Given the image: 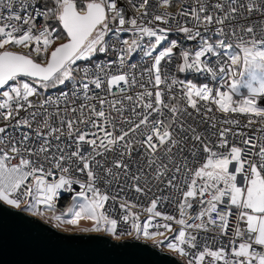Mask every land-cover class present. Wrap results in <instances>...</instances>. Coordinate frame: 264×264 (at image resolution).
Returning a JSON list of instances; mask_svg holds the SVG:
<instances>
[{
  "label": "snow or ice",
  "instance_id": "1",
  "mask_svg": "<svg viewBox=\"0 0 264 264\" xmlns=\"http://www.w3.org/2000/svg\"><path fill=\"white\" fill-rule=\"evenodd\" d=\"M172 6L0 0V202L44 215L71 192L55 221L116 235L111 201L187 264H264V0ZM150 194L141 226L129 196Z\"/></svg>",
  "mask_w": 264,
  "mask_h": 264
},
{
  "label": "water",
  "instance_id": "2",
  "mask_svg": "<svg viewBox=\"0 0 264 264\" xmlns=\"http://www.w3.org/2000/svg\"><path fill=\"white\" fill-rule=\"evenodd\" d=\"M0 264H182L140 239L60 232L0 202Z\"/></svg>",
  "mask_w": 264,
  "mask_h": 264
},
{
  "label": "built area",
  "instance_id": "3",
  "mask_svg": "<svg viewBox=\"0 0 264 264\" xmlns=\"http://www.w3.org/2000/svg\"><path fill=\"white\" fill-rule=\"evenodd\" d=\"M125 2H126V0H125ZM150 3L155 4V3H157V0H150ZM180 5H181V0H173V6L170 7L169 9H167V11H169L170 13H175L180 8ZM163 10L164 9H160V11H163ZM129 11L131 13V10H129ZM3 14L7 15V12L4 11ZM131 14H134V13H131ZM160 26L163 27L164 25L161 24ZM122 35L125 38L128 37V34H122ZM178 38L182 39V37H178V35L175 32L169 33V39H178ZM146 41H147V38H146ZM59 42H62V41H58V43ZM164 46H166V44ZM185 46L192 47L193 45L191 42H187ZM19 51H23V50H19ZM133 59L136 62L140 61L139 55L134 54ZM97 60H104V56L103 55L98 56ZM180 76H181V78H183V74H180ZM56 92H57V90H50V93H47V94L55 95ZM20 115H21V117H23L25 115V113L21 112ZM217 115L219 118L223 119V116L221 114L218 113ZM232 118L240 120L241 125H243L244 123L247 122V118L245 116H242V115L234 114ZM2 124H3V121H0V126H2ZM241 130L251 131L249 129H243V128ZM21 131H27V129H21ZM17 135H18V133H17ZM13 162H15V161H13ZM74 187L76 188V191H79L78 186H74ZM156 194L159 195L160 193L157 192ZM163 195L171 196L172 199L169 202L164 203L163 205H158L157 210H160L162 212H165L167 214H171V215L179 218V212L177 209V201L180 199L179 192H177L176 190H166V191H164ZM72 196H73V193H71V192H62L61 197L58 199V202H57L56 207L54 209L49 210V209L41 207V211L44 212L43 216H45L47 213H51V211L57 212L58 215L64 211H66L67 208L71 205V202H72L71 197ZM151 198H154L151 196V194L148 197H142L139 200H136L135 195L129 196V199H131L132 201L136 202L139 205L138 207L134 208L133 211H135L140 216L136 222L140 223L141 226L143 225V223L147 220L148 216L150 215L146 211V208L149 206ZM106 209L113 218H116L118 220V227H117L116 235L121 237L120 240L125 241V239H140L138 236V233H136V231L131 228V223H132L131 218H130L129 222H127V223L122 220V216L126 213L119 208L118 204H114L110 201L106 205ZM195 211H196V207L194 206V209L192 210V214H194ZM52 215H54V214L52 213ZM156 222L163 223L164 221H161L159 218H157V220L154 221L153 223H156ZM169 223L172 224V228L176 233V231H178V229H179V225L175 224L174 221L169 222ZM149 230L150 231L159 230V231L163 232L164 234L166 233V230H164L163 228L155 229L153 227H150ZM172 236L173 235H171V232H169L168 237H172ZM205 236H206V234L201 232L198 236V239L203 240L205 238ZM229 236H231V233H229ZM210 239H211V237L209 236V240ZM153 245L157 246L159 249H161L163 251L165 250V252H168L169 254H171L172 256L177 258V260H179L182 264H187L188 257H185V256L180 257L179 254H174L172 252V250H170L168 247L163 249L161 247V244L154 243ZM193 254H195V253H193Z\"/></svg>",
  "mask_w": 264,
  "mask_h": 264
},
{
  "label": "rangeland",
  "instance_id": "4",
  "mask_svg": "<svg viewBox=\"0 0 264 264\" xmlns=\"http://www.w3.org/2000/svg\"><path fill=\"white\" fill-rule=\"evenodd\" d=\"M11 50L12 51H17V50L18 51L19 50L27 51L25 49H21L19 46L12 47ZM242 91H246V90L242 89ZM262 106H264V105H262ZM20 210L23 211L24 213H27L29 215H32V216H35V217L39 218V220H42V221H44L46 223H50L51 226H53L55 229H57L60 232H64V233H84V234H96L97 233V234H103V235H106L108 237H111V239L116 240V241L121 239V237H119L117 235H112L111 233L107 232L106 230H101L99 232L82 231L83 229H90L92 227V221H89V220H81L77 225H70V224H68L66 222V220H67L66 218H68V217L64 218V222L63 223L55 221L52 218V216H53L52 213L56 214V215H58V213L54 212V211H51V213H47L45 216H43V215H33L31 212L24 211L23 209H20ZM138 217H140V216L138 215ZM58 223L60 224L59 227L56 226ZM175 234H176L175 231L171 232V235L174 236ZM164 235L168 236L169 232L166 231V233ZM138 236H139V238L141 240H144V241H146L148 243H151L152 245L154 244L153 240L144 238L142 231H141V233H138ZM169 238H171V237H169ZM157 239H163V237H158ZM167 243H168V241H165L163 244H161V247L163 249L166 248L167 247ZM172 252L174 254H178V253H176L174 251H172ZM180 257H182V256H180Z\"/></svg>",
  "mask_w": 264,
  "mask_h": 264
},
{
  "label": "bare ground",
  "instance_id": "5",
  "mask_svg": "<svg viewBox=\"0 0 264 264\" xmlns=\"http://www.w3.org/2000/svg\"><path fill=\"white\" fill-rule=\"evenodd\" d=\"M165 251V250H164Z\"/></svg>",
  "mask_w": 264,
  "mask_h": 264
}]
</instances>
